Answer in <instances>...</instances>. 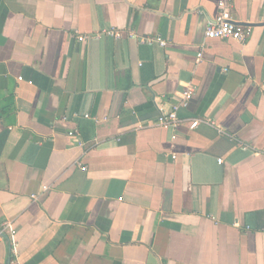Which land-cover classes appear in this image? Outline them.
I'll return each mask as SVG.
<instances>
[{
    "label": "crops",
    "instance_id": "0c3cea01",
    "mask_svg": "<svg viewBox=\"0 0 264 264\" xmlns=\"http://www.w3.org/2000/svg\"><path fill=\"white\" fill-rule=\"evenodd\" d=\"M219 1L0 0V264H264V0Z\"/></svg>",
    "mask_w": 264,
    "mask_h": 264
},
{
    "label": "built area",
    "instance_id": "2783aa9c",
    "mask_svg": "<svg viewBox=\"0 0 264 264\" xmlns=\"http://www.w3.org/2000/svg\"><path fill=\"white\" fill-rule=\"evenodd\" d=\"M229 0H220L218 2V14L215 19L211 20L207 24V28L204 32V39L211 41V40H223V41H235L238 43H244L247 38L250 36V29L246 28L236 22L233 21L231 18L227 3ZM100 35H105L114 39L120 38V34L113 31V30H103L99 32L95 37ZM79 42H84L86 37L79 36ZM156 42L160 46L164 47L165 43L160 39H150V38H140L139 43H152ZM198 58L201 57V53L199 52L197 55ZM194 95V87L190 84H187L182 92L180 93L181 102L178 106H172L168 110L160 109L159 113L156 118V125L162 129H176L180 126L184 121L178 117V109L180 107H186L188 102ZM209 125L212 126V123H209L207 120L204 119H192L189 121V129L193 130L196 129L199 125ZM219 131V130H218ZM173 158H175L173 156ZM220 162V161H219ZM43 191L46 190V187L42 188ZM34 199L35 196H32ZM7 223H2L0 226V237L3 236Z\"/></svg>",
    "mask_w": 264,
    "mask_h": 264
}]
</instances>
